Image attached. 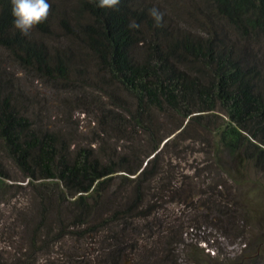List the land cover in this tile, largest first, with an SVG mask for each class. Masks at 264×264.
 Returning a JSON list of instances; mask_svg holds the SVG:
<instances>
[{
  "label": "rangeland",
  "instance_id": "rangeland-1",
  "mask_svg": "<svg viewBox=\"0 0 264 264\" xmlns=\"http://www.w3.org/2000/svg\"><path fill=\"white\" fill-rule=\"evenodd\" d=\"M79 1L48 0L46 29L26 37L42 65L0 44V104L51 134L58 156L85 150L109 174L73 194L38 168H20L0 140V264H264V164L223 146L229 118L220 108L185 119L166 106L140 107L89 45L92 17ZM138 4L159 9L167 33L144 21L138 58L147 42L215 37L264 83V33L241 35L208 0ZM179 61L208 84L204 65Z\"/></svg>",
  "mask_w": 264,
  "mask_h": 264
},
{
  "label": "trees",
  "instance_id": "trees-1",
  "mask_svg": "<svg viewBox=\"0 0 264 264\" xmlns=\"http://www.w3.org/2000/svg\"><path fill=\"white\" fill-rule=\"evenodd\" d=\"M208 1L216 14L241 35L264 33V0ZM79 3L80 9L92 17V24L87 25L89 45L112 78L137 99L140 107L166 106L185 119L220 108L229 118L221 133L223 146L232 156L243 149L257 165L264 164V83L254 64L239 57L232 45L220 39L186 35L161 45L147 42L138 58L135 48L140 43L144 21L156 31L162 30L156 33L167 34L163 25L156 26L147 8H141L138 0H120L114 9L98 8V0ZM11 10V0H0V44L16 47L27 55L29 63L37 59L42 65L43 52L14 29ZM131 22L138 27L131 28ZM37 27L46 29V21ZM181 58L204 65L210 74L208 84L180 71L175 64ZM0 140L20 168H38L41 177L58 179L73 194L87 193L94 182L109 174L99 171L85 150H78L72 158L58 156L55 138L32 131L27 118L6 100L0 104Z\"/></svg>",
  "mask_w": 264,
  "mask_h": 264
},
{
  "label": "clouds",
  "instance_id": "clouds-1",
  "mask_svg": "<svg viewBox=\"0 0 264 264\" xmlns=\"http://www.w3.org/2000/svg\"><path fill=\"white\" fill-rule=\"evenodd\" d=\"M13 17V27L22 36H29L31 32L40 24L44 23L51 10L48 0H11ZM120 0H98L97 7L100 9H114ZM150 16L154 19L156 26H161L164 14L159 9L153 7ZM131 28L138 27L135 22L129 25Z\"/></svg>",
  "mask_w": 264,
  "mask_h": 264
}]
</instances>
